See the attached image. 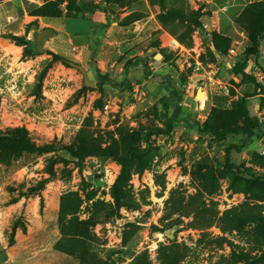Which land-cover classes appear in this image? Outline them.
<instances>
[{
    "label": "rangeland",
    "instance_id": "1",
    "mask_svg": "<svg viewBox=\"0 0 264 264\" xmlns=\"http://www.w3.org/2000/svg\"><path fill=\"white\" fill-rule=\"evenodd\" d=\"M190 1L0 0V131L26 129L37 146L56 148L0 160V264H264V0L257 13L241 0L224 26L210 5ZM44 31L52 36L41 54ZM256 47L259 59L247 60ZM246 60L260 87L247 101L258 138L218 141L180 124L158 133L170 87L171 116L249 128L239 102L256 86L234 74ZM125 79L131 87L120 89ZM244 141L229 160L260 180L226 169L228 148ZM75 144L121 155L151 148L154 158L143 171L129 166L116 201L122 166L78 161L64 150Z\"/></svg>",
    "mask_w": 264,
    "mask_h": 264
},
{
    "label": "trees",
    "instance_id": "2",
    "mask_svg": "<svg viewBox=\"0 0 264 264\" xmlns=\"http://www.w3.org/2000/svg\"><path fill=\"white\" fill-rule=\"evenodd\" d=\"M261 5H264L263 3ZM259 3L252 5L250 10H254V12L261 6ZM185 19V17H183ZM258 34L264 36V27L261 28V30L258 32ZM18 44H23V41L19 38L14 39ZM220 41L221 38L218 37L217 35H213V41L212 45L214 46L216 52H218L220 55H224V50L220 47ZM259 49L256 48H251L248 51H246L245 56L246 59L255 56L257 59H259ZM223 57V56H222ZM54 59L56 61H61L63 63H67V59L60 57L58 55H54ZM247 60L244 63H238L234 67V74L236 76L241 77L242 82H249L252 83L256 86V91L253 93V95H246L242 100L239 102V107L241 109V112L243 114V117L245 118L247 124H249V128L244 127V128H217L216 126L212 125L211 123L207 122L205 124L201 123H196L190 121V119H177L176 117H173V115H170V109L172 106L177 105V100H178V95L174 92L172 87H170L171 91L169 96L163 97L161 99V105L164 108V118L165 120V126L167 131L159 130L158 133L161 134L162 132H170L174 129V126L176 124H180L185 126L186 128L192 130V131H198L201 134H210L212 135L216 140L218 141H224L230 137H235V136H244L246 137V140H250L253 138H258L257 135V129L261 128V125L255 121L250 114L249 106H248V99L254 98L258 96V91L260 87L256 85V80L247 75L244 71L247 66ZM264 72V69H263ZM103 80L102 83H108L109 79L106 77H101ZM120 89L124 88H130L131 85L130 83L125 79L123 82L119 84ZM175 107V106H174ZM148 142V141H147ZM247 141H244L241 143L240 147H236L232 145L231 147L228 148L227 150V156H228V161L226 166L227 170H230L232 172H235L239 175H247L249 177H253L254 179H257L251 174L247 169H244L243 167H240L236 164H233L229 160V156L231 155L232 151H236L238 154L242 152V150L246 147ZM148 147L149 144H148ZM56 148L53 145H47L45 147H39L34 143L31 138L30 134L26 129L18 128L14 129L12 131L2 133L0 131V160L2 163H7L8 161H12L14 159L22 157L25 153L27 154H34V153H44V154H49L55 152ZM66 152H68L74 159L78 161H82L85 158L88 157H104V158H111L118 162L122 166V174L117 182V186L115 188V193H114V198L116 201H119V197L117 196L118 191L120 190V184L125 182L127 180L128 175L130 174L129 172V166L131 164H134L138 167L139 171H143L144 168L149 164L151 160H153L154 155L151 150V148H148L145 151H141L137 147H130L124 155H121L119 153H116L112 151L110 148L108 149H103L100 145H89V146H82L75 144L72 147H66L64 149ZM58 159L55 157H52L49 161V171L50 174L53 175L54 172V167L57 164ZM260 182V181H258Z\"/></svg>",
    "mask_w": 264,
    "mask_h": 264
},
{
    "label": "crops",
    "instance_id": "3",
    "mask_svg": "<svg viewBox=\"0 0 264 264\" xmlns=\"http://www.w3.org/2000/svg\"><path fill=\"white\" fill-rule=\"evenodd\" d=\"M202 2H204L205 4L207 5H210V8H212V10H215V13H216V16L218 17V24L221 25V26H224V24H226V22L228 21V19L226 18L227 15L226 13L227 12H231V13H234L236 12V7H238V4L240 3L241 0H200ZM262 0H251L249 3L250 4H254L257 3V2H260ZM188 2L191 4V1L188 0ZM101 12V13H100ZM98 16L100 17L101 21L103 23H107L108 21V15L103 12V11H98ZM233 17V18H232ZM229 21H232V26H233V23H234V16H231L229 18ZM82 23H75L74 24V28H80L82 26H86L87 25V22H84L83 25H81ZM231 25V24H230ZM90 26V25H88ZM225 26H229V24L225 25ZM263 48H264V45H263ZM264 50V49H263ZM261 53H263V51H261ZM258 62V61H257ZM260 64L262 67H264V64L262 61H260ZM228 67H231L230 66V63L226 64ZM182 112V111H181ZM180 112L179 115L175 116L177 119H182L183 117V114Z\"/></svg>",
    "mask_w": 264,
    "mask_h": 264
},
{
    "label": "water",
    "instance_id": "4",
    "mask_svg": "<svg viewBox=\"0 0 264 264\" xmlns=\"http://www.w3.org/2000/svg\"><path fill=\"white\" fill-rule=\"evenodd\" d=\"M52 36L50 31H44L43 33L39 34L37 36V47H36V51L38 53H44L45 49H44V40L50 38ZM152 57L155 60H161L163 59V56L161 54H157V53H153ZM81 71L83 72L84 76L86 77V85H94V83H91L88 81V77L86 74V71L84 69H81ZM207 163H212L210 160H207Z\"/></svg>",
    "mask_w": 264,
    "mask_h": 264
},
{
    "label": "bare ground",
    "instance_id": "5",
    "mask_svg": "<svg viewBox=\"0 0 264 264\" xmlns=\"http://www.w3.org/2000/svg\"><path fill=\"white\" fill-rule=\"evenodd\" d=\"M199 101L204 103L207 99V94L206 92L204 93L203 91H199Z\"/></svg>",
    "mask_w": 264,
    "mask_h": 264
},
{
    "label": "built area",
    "instance_id": "6",
    "mask_svg": "<svg viewBox=\"0 0 264 264\" xmlns=\"http://www.w3.org/2000/svg\"><path fill=\"white\" fill-rule=\"evenodd\" d=\"M236 56H237V54H236L235 50L234 49L230 50V57L234 58Z\"/></svg>",
    "mask_w": 264,
    "mask_h": 264
}]
</instances>
